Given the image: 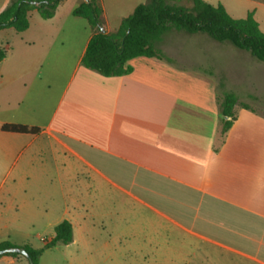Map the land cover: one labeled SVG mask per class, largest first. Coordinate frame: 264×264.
Segmentation results:
<instances>
[{"label":"crops","instance_id":"obj_1","mask_svg":"<svg viewBox=\"0 0 264 264\" xmlns=\"http://www.w3.org/2000/svg\"><path fill=\"white\" fill-rule=\"evenodd\" d=\"M85 1L62 0L48 20L30 12L0 62V244L41 248L67 220L72 242L39 262L53 249L52 264H264V111L238 97L257 84L242 92L214 39L174 27L157 43L169 60L137 57L116 77L87 69L93 30L73 15ZM100 1L112 33L149 0ZM205 1L257 20L247 0ZM224 92L238 104L221 137Z\"/></svg>","mask_w":264,"mask_h":264},{"label":"trees","instance_id":"obj_2","mask_svg":"<svg viewBox=\"0 0 264 264\" xmlns=\"http://www.w3.org/2000/svg\"><path fill=\"white\" fill-rule=\"evenodd\" d=\"M61 1L11 0L9 6L0 13V30L13 28L17 32H24L30 26V12L37 11L43 19H51ZM190 1L192 6L188 8L174 0H149L137 6L131 15L124 18L116 31L105 33L102 31L101 1L86 0L73 11L74 16L86 19L93 30L82 65L104 77H116L131 73L129 62L137 57L169 60L157 48V43L172 27L190 34H206L218 42L231 43L236 48L247 51L258 61L264 62V32L255 19L254 11L249 12L246 18L234 19L222 5L214 6L205 0ZM5 58L6 51L0 49V62ZM237 104L236 94L223 93L221 137H224L236 119ZM244 107L249 108L247 105ZM2 130L19 134H36L39 131L37 128L16 124L4 125ZM54 232V237L41 248L22 246L34 264H39L45 251L59 243L67 245L73 240L72 224L67 220L59 223ZM9 247L19 246L8 242L0 244V250ZM8 255L25 258L18 253Z\"/></svg>","mask_w":264,"mask_h":264},{"label":"rangeland","instance_id":"obj_3","mask_svg":"<svg viewBox=\"0 0 264 264\" xmlns=\"http://www.w3.org/2000/svg\"><path fill=\"white\" fill-rule=\"evenodd\" d=\"M248 3L246 7H254L253 9L257 8V15L256 18L260 24V29L262 32H264V0H247ZM214 2V1H213ZM224 4L228 6V8L232 11V9L238 5V2L236 0H224ZM251 3V4H250ZM180 4L184 5L185 7L190 8L191 2L188 0H183ZM215 4H218V1H215ZM241 7V6H240ZM237 9V7H235ZM252 9V10H253ZM1 12V11H0ZM186 37H197L198 35H202L204 37H207L211 39L206 34H190L187 32H184ZM16 37V31L13 29L9 30H2L0 31V49H6L7 45ZM214 41V40H213ZM216 43L217 51L216 54H218V48L221 47V57H220V64L222 65L223 69L225 70L227 67L233 68L235 70H239V75L242 77L244 81V87L240 88L242 92H245L247 90V87L251 86L252 84H257L259 87L258 90L260 91L259 95H256L255 97H249L243 93H239L238 97L242 102H248V104H251V106L255 107L258 110L264 111V62L258 61L255 59L250 53L244 50H240L233 46L231 43L228 42H218L214 41ZM190 48L194 49L195 46L192 45V42L190 43ZM189 47V46H188ZM235 55H239V57L236 59L234 58ZM5 66L3 64H0V71ZM223 81V79H221ZM41 247L44 246V243L38 242ZM61 249H64V246L59 245ZM55 250H51L46 255H51V258H46L47 256H44L41 258V261L39 264H52L53 257L55 255ZM60 255V254H58Z\"/></svg>","mask_w":264,"mask_h":264},{"label":"water","instance_id":"obj_4","mask_svg":"<svg viewBox=\"0 0 264 264\" xmlns=\"http://www.w3.org/2000/svg\"><path fill=\"white\" fill-rule=\"evenodd\" d=\"M11 253H18L24 256L26 259H28L29 264H34L31 258L29 257L26 249L23 247H9V248L0 250V256L5 255V254H11Z\"/></svg>","mask_w":264,"mask_h":264},{"label":"built area","instance_id":"obj_5","mask_svg":"<svg viewBox=\"0 0 264 264\" xmlns=\"http://www.w3.org/2000/svg\"><path fill=\"white\" fill-rule=\"evenodd\" d=\"M40 240H41L42 243H46V242L48 241V240H47L46 238H44V237H41Z\"/></svg>","mask_w":264,"mask_h":264}]
</instances>
